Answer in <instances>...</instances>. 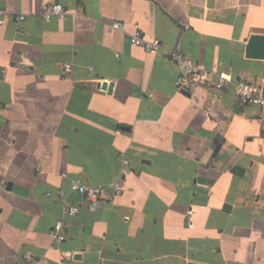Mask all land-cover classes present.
<instances>
[{
    "label": "crops",
    "instance_id": "crops-1",
    "mask_svg": "<svg viewBox=\"0 0 264 264\" xmlns=\"http://www.w3.org/2000/svg\"><path fill=\"white\" fill-rule=\"evenodd\" d=\"M50 1L66 11L45 21L40 0H0V264H264V117L233 99L240 78L264 92L246 56L264 0ZM177 48L232 84L177 91ZM60 190L80 208L58 243Z\"/></svg>",
    "mask_w": 264,
    "mask_h": 264
},
{
    "label": "built area",
    "instance_id": "built-area-1",
    "mask_svg": "<svg viewBox=\"0 0 264 264\" xmlns=\"http://www.w3.org/2000/svg\"><path fill=\"white\" fill-rule=\"evenodd\" d=\"M65 9L61 3L52 2L50 0H40L39 14L45 21H49L54 17L65 14ZM24 15L18 16V20H23ZM0 17V23L3 22ZM111 31H124V24L115 21L110 25ZM129 42L137 47L142 48L145 52L154 54L161 52L162 43L158 38L146 39L140 32H135L129 36ZM167 58L173 61L179 68L174 84L177 91L193 92L194 90H203L206 88L221 89L232 84L229 75L224 73L213 74L199 67L194 59L183 53L180 49L166 50ZM65 71L71 68L70 64L64 66ZM4 70H2L3 72ZM233 99L240 106H254L261 109L259 117H264V92L256 83L240 78L233 83ZM65 172H61V176H65ZM69 191L75 192L83 197L85 207L89 210L99 208L106 203L104 196V188L100 186H90L80 180H72L69 185ZM59 200L62 201L61 217L57 219L51 230L50 236L55 242L65 240L69 227L68 218L78 213L80 206L66 204L67 192L60 190L57 193ZM38 259L31 254L25 255L24 264H38Z\"/></svg>",
    "mask_w": 264,
    "mask_h": 264
},
{
    "label": "water",
    "instance_id": "water-1",
    "mask_svg": "<svg viewBox=\"0 0 264 264\" xmlns=\"http://www.w3.org/2000/svg\"><path fill=\"white\" fill-rule=\"evenodd\" d=\"M257 42H259L258 47L255 46V43L257 45ZM246 56L264 58V35H258V34L251 35L246 48ZM106 85L107 84L104 83L102 84V87H106ZM111 86L112 83H109L108 90L111 89ZM184 94H188V93L184 92ZM241 171L242 169L239 168V166H234V168L232 169V172L238 175H241L242 173Z\"/></svg>",
    "mask_w": 264,
    "mask_h": 264
}]
</instances>
